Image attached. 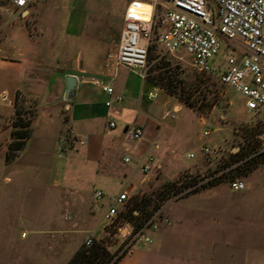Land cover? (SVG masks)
<instances>
[{"label": "rangeland", "instance_id": "rangeland-1", "mask_svg": "<svg viewBox=\"0 0 264 264\" xmlns=\"http://www.w3.org/2000/svg\"><path fill=\"white\" fill-rule=\"evenodd\" d=\"M107 1L110 0H99L97 5L93 4L97 15H102L107 9L109 6L105 3ZM129 1L124 0L125 5ZM43 5L42 0H30L28 3L30 12L22 14L21 11L12 10L13 5L10 0H0V31H16L18 38L20 36L17 31H27L31 40L28 47L22 46L23 50L29 51L27 60L7 65L6 71L0 66V89L3 87L7 89L4 99L0 93V264H32L30 255L37 244L36 241L34 243L32 241L49 235L45 234L46 231L57 232L65 226H70V229H77L73 241L78 242L95 228L92 221L83 220L87 216L83 209L87 205L86 200L83 204L73 207L77 212H73L69 221L63 219L65 204L68 201L72 204V197L66 195L63 189L64 181L60 174L67 160L55 155L59 153V148L57 151L52 150L50 157L44 158L48 175L44 177L43 182L31 173L28 180L23 183L14 182L16 185H13L4 182V175L8 171L4 147L7 152V146L11 141L12 122L22 118L24 121L30 120L32 125L40 92L49 93L52 97L62 94L60 84L67 70L62 66L63 63L58 60V67H48L47 61L39 60L34 56L35 50L38 47L41 49L39 45L43 31L41 19ZM162 10L163 6L159 5L155 12L152 48L149 49L147 67L142 74L146 78H156L157 84L154 85L162 88L166 93L168 92L162 85L165 80L160 79L161 73L174 75L177 86L176 93L171 96L177 106L166 115L165 119L169 123L178 124L174 132V151L172 161L168 163L165 173L156 171L157 178L150 177L142 186L133 192H128L129 197L134 193H145L154 199L150 204L152 207L159 202L154 198V193L159 191L164 183L187 176L203 179L216 173L217 176L211 181L212 185L200 186L194 191L188 187L181 193L171 195L162 201L159 207L160 214L172 220L174 224L179 220L180 214H183V211L180 212L181 208H185L189 200L193 202V198H198L201 203L206 198L208 202L212 199L217 206H223L225 203L227 207L233 206L230 209H237L240 214L249 216L248 219L257 222H252L250 225H241L239 221L228 223L222 213L221 221L216 227L208 228L209 224H207L204 234L200 237H195L194 233L192 234L194 237L185 234L179 240V245L168 243V249L188 252L194 256L201 255L209 264H264V159L252 158L249 160L250 163L246 162L247 167L244 164L238 166L240 169L230 166L236 159L249 156L252 150L259 146V143L255 146L250 144H253L264 128V113L248 111L244 106V99L219 82V69L211 73L201 72L192 65L190 57L183 50L169 52L157 44V34L164 26L161 19ZM95 30L94 27L93 31ZM84 31L91 29L84 28ZM227 51L228 48L223 45L213 66L222 62L221 58ZM13 95L11 106L9 100ZM196 96L203 99L200 100L201 103L198 102L202 105L199 109L187 106L180 99V97L192 99ZM212 101L213 105H210ZM179 104L182 106L180 111ZM121 126L120 123L119 127ZM204 130L210 131L207 137L202 135ZM204 142L219 147L218 154L212 157L202 155L199 147ZM189 151L196 153L195 158L187 156ZM135 162L133 159L122 167L137 168ZM36 166L38 165L35 164ZM106 167L112 170L117 168V165L112 166L109 163ZM234 177L243 180L244 189L234 190L230 187L229 180ZM54 179L59 181L58 185L54 184ZM79 188L83 189L86 195L92 187L84 184ZM118 188V182L108 183L103 197L97 200L103 203V210H108ZM208 189H216V195L206 194L204 197L202 193ZM79 223L82 226L74 228V225ZM129 226H131L129 223L122 225L114 235V242L109 246L111 252L118 254L117 249L126 239V227ZM161 229L163 228L159 230ZM22 233L24 236L21 237ZM139 244H134L132 248Z\"/></svg>", "mask_w": 264, "mask_h": 264}, {"label": "crops", "instance_id": "crops-1", "mask_svg": "<svg viewBox=\"0 0 264 264\" xmlns=\"http://www.w3.org/2000/svg\"><path fill=\"white\" fill-rule=\"evenodd\" d=\"M42 1L41 49L38 47L34 56L47 61L48 67H58V60L63 63L62 66L67 70L60 84L62 94L52 97L49 93L40 92L30 137L13 159L9 162L5 160L8 171L4 175V182L13 185H16L14 182L23 183L28 180L29 173L43 182L48 175L44 158L50 157L52 150L57 151L59 148V153L55 155L67 160L60 174L64 181L63 189L66 195L72 197V204L69 201L65 204L63 219L69 221L73 212H77L73 207L86 200L87 205L83 209L87 216L83 220L92 221L95 228L78 242L73 241L77 229H70V226L57 232L46 231L45 234L49 235L32 241L37 244L33 247L30 259L33 260L32 264H66L87 237L99 239L106 233L105 227L109 223L105 218L107 211L102 209V202L95 201V189L105 192L109 182H118L119 188L115 195L121 191L133 192L150 177L157 178L156 171L165 173L168 163L172 161L174 132L178 126L165 119L177 105L173 103L171 95L155 86L142 73L116 66L113 62L109 67L105 66L106 55L115 52L118 46L126 7L124 0L105 2L109 6L100 16L93 7L99 0ZM12 5L15 12H30L28 5L19 7L13 2ZM84 28H90L91 31H84ZM17 32L19 38L16 31H0V66L5 71L7 65L28 59L29 51L23 50L22 46H29L30 35L27 31ZM67 75L77 77V85L70 101H65L64 98ZM96 81L112 85L117 93L123 95V100L106 106L105 101L109 96ZM6 91L4 87L0 89L2 97L6 96ZM149 91H157V96L149 98ZM13 100L14 95L9 100L11 106ZM178 107L180 111L182 106L179 104ZM110 116L115 119L114 128L108 126ZM134 127L143 129V137L139 141L128 137ZM153 143H157L158 147L155 148ZM4 148L6 154V147ZM148 151L153 153L154 160L151 169L143 173L140 165ZM190 152L193 151L188 153ZM125 156L130 157V160L124 161ZM133 159L137 168L122 167ZM109 163L112 166L116 164L117 168L109 170L106 167ZM35 164L38 166L35 167ZM54 184L58 185L59 181L54 179ZM84 184L92 187L89 194L84 195L83 189L79 188ZM215 193L216 189H208L202 195L206 197V194L216 195ZM192 201L189 200L186 207L181 208L183 216L180 214L179 220L174 224L171 220V225H162L160 228L163 229L159 228V231L152 233V243L135 246L116 264H209L201 255L171 251L167 244L171 242L172 245H179V240L185 234L190 236L194 233L195 237H200L207 224L208 228L216 227L221 221L222 213L228 223L239 221L241 225H250L257 222L240 214L237 209H230L233 206L227 207L226 203L217 206L212 199L208 202L206 198L201 203L198 198H193ZM81 226V223L75 224L74 228Z\"/></svg>", "mask_w": 264, "mask_h": 264}, {"label": "built area", "instance_id": "built-area-1", "mask_svg": "<svg viewBox=\"0 0 264 264\" xmlns=\"http://www.w3.org/2000/svg\"><path fill=\"white\" fill-rule=\"evenodd\" d=\"M30 0H12L19 7H25ZM148 7H144V5ZM163 6L161 19L163 29L157 34L156 42L169 52L183 50L191 59L192 65L199 71L211 73L219 69V82L238 93L244 99L248 111L264 113V0H130L125 7L122 29L115 52L106 55L105 66L111 62L140 73L147 67V58L154 30V16L157 7ZM223 45L228 48L221 63L213 66ZM109 97L106 106L121 102L123 95L117 93L114 87L103 81H96ZM157 91H149L148 97L154 98ZM6 96H3L4 99ZM108 126H116L115 119L108 118ZM209 130L202 135L207 137ZM139 141L143 137V129L134 127L128 136ZM259 146L252 150L249 156L236 159L231 167H238L252 158L264 159V128L257 136ZM68 144L67 139L64 140ZM83 143L82 140L79 141ZM155 148L157 143H153ZM219 147L210 146L204 142L199 152L204 156H216ZM194 158V152L187 153ZM124 161L130 157L125 156ZM154 155L148 151L142 159L140 169L146 173L151 169ZM217 174L203 178L212 181ZM234 190H242L245 183L238 177L229 180ZM194 186L191 187V189ZM104 195L102 189H95V201ZM126 191L115 195L105 214L109 223L113 221L128 200ZM171 220L156 210L142 227L133 230L126 227L127 235L117 255L131 251L134 244L152 243V233L160 226L171 225ZM122 226L119 228V230ZM93 237L85 240L90 245Z\"/></svg>", "mask_w": 264, "mask_h": 264}, {"label": "trees", "instance_id": "trees-1", "mask_svg": "<svg viewBox=\"0 0 264 264\" xmlns=\"http://www.w3.org/2000/svg\"><path fill=\"white\" fill-rule=\"evenodd\" d=\"M151 48L152 45L149 49L151 50ZM161 74V81L165 80V82L162 84L163 88L170 95H174L176 93L175 88L177 86L174 82V75L172 73ZM147 79L153 84H157L156 78L148 77ZM180 99H182L187 106H190L192 108L199 109L202 107L200 103L203 101V99L198 96L192 99H184L182 97H180ZM16 101L17 96L15 97L14 102L15 108ZM210 105H213V101L210 102ZM12 127L13 129L11 131V141L7 146V152L5 154L6 162H9L11 159H13L16 156L17 152L24 147L26 140L30 137L31 134V121H24L22 118L15 119L12 122ZM68 136L69 135H67V137ZM258 143L259 140L258 138H256L253 144H250V146H255ZM10 153H12L11 156ZM244 165H246L247 167L248 163H244ZM238 169H240V167H238ZM200 180L201 179H198L196 177L187 176L183 179L179 178L177 180L164 183L162 185V188L154 193V198L158 199L159 202L155 203L152 207L150 205L151 202L154 201L152 197L147 196L145 193H134L131 197L128 198L113 221L106 225V233L99 239L93 238V241L90 245H86L84 242V244H82L78 248L72 258L66 264H116V262L125 253L116 255V252L110 251L109 246L114 242L113 237L118 232L119 228L122 225L129 223L133 227V230L136 231L144 225V223L157 209H159L161 202L167 199L169 196L179 194L188 187L194 186L191 189V191H194L200 186L205 187L213 184L211 181H207L202 182L198 186L197 184L200 182ZM119 249H117V251Z\"/></svg>", "mask_w": 264, "mask_h": 264}, {"label": "water", "instance_id": "water-1", "mask_svg": "<svg viewBox=\"0 0 264 264\" xmlns=\"http://www.w3.org/2000/svg\"><path fill=\"white\" fill-rule=\"evenodd\" d=\"M66 88L64 92L65 100H72V95L74 93V89L77 85V77L75 75H67L65 77Z\"/></svg>", "mask_w": 264, "mask_h": 264}, {"label": "bare ground", "instance_id": "bare-ground-1", "mask_svg": "<svg viewBox=\"0 0 264 264\" xmlns=\"http://www.w3.org/2000/svg\"><path fill=\"white\" fill-rule=\"evenodd\" d=\"M144 7H148V6L145 4Z\"/></svg>", "mask_w": 264, "mask_h": 264}, {"label": "snow or ice", "instance_id": "snow-or-ice-1", "mask_svg": "<svg viewBox=\"0 0 264 264\" xmlns=\"http://www.w3.org/2000/svg\"><path fill=\"white\" fill-rule=\"evenodd\" d=\"M21 2H23V0H21Z\"/></svg>", "mask_w": 264, "mask_h": 264}]
</instances>
